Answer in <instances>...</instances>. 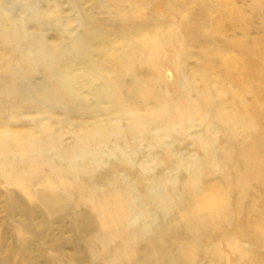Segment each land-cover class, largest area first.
<instances>
[{
    "label": "rangeland",
    "instance_id": "374dc122",
    "mask_svg": "<svg viewBox=\"0 0 264 264\" xmlns=\"http://www.w3.org/2000/svg\"><path fill=\"white\" fill-rule=\"evenodd\" d=\"M6 1L0 146L25 137L41 147L23 168L7 165L11 150L0 157V264H174L180 247L188 264H264V0ZM21 27L50 57L16 70L8 39ZM140 47L148 51L127 65V89L101 94L119 57ZM136 78L145 97L130 89ZM44 86L60 98L30 99ZM167 107L178 116L171 126L131 136L133 121ZM98 133L104 141L76 162L77 184L58 185L73 166L64 152ZM28 166L37 177L23 181L16 174ZM115 189L128 218L107 229L94 202L112 208Z\"/></svg>",
    "mask_w": 264,
    "mask_h": 264
},
{
    "label": "bare ground",
    "instance_id": "6f19581e",
    "mask_svg": "<svg viewBox=\"0 0 264 264\" xmlns=\"http://www.w3.org/2000/svg\"><path fill=\"white\" fill-rule=\"evenodd\" d=\"M38 4V3H37ZM7 6V1L6 0H0V7L2 9H4V7ZM29 7H25L23 10L26 9H31L34 11L38 10V7L35 6H31L28 5ZM3 11V10H2ZM1 11V12H2ZM6 15V14H5ZM18 17V16H17ZM84 24V23H83ZM84 28V27H83ZM2 34V33H1ZM3 35H5V32H3ZM15 37L11 38L9 37V41H12L13 44V49H14V53L17 54L18 53V61H19V65L15 66L16 70L17 69H21V67L19 66H23L22 63H28V61L30 60H34L37 56L38 59L40 61H42L43 59H48L46 58V56L50 57L49 52L44 49V46L42 45L43 42L40 38H34L33 40L29 41L28 40V34L27 32H24L23 27H21L20 30H18L16 32V34L14 35ZM24 38V39H23ZM27 38V40H25ZM7 40V41H8ZM43 46V47H41ZM70 47V45L68 44V48ZM31 48H35V50L37 51L36 54L33 53V51L31 50ZM143 47H140L137 49V52L133 51L131 53V51L124 53L121 57H119L118 59V66H119V76L114 78L111 80V82H109V84L105 83L103 84V86L100 88V93L103 95H111L112 97L118 96L120 93V90L122 91L121 88H124V86L126 85V89L128 87V83L125 82L127 76L126 75V70L129 68L127 67V65H131L136 61H140L142 62L140 59L142 58V55L144 56L145 52L148 51L146 50V48L142 49ZM139 52V53H138ZM153 53V52H152ZM135 58V60H134ZM145 61V58H144ZM48 63V62H47ZM28 68V67H26ZM13 69V68H11ZM20 71V70H19ZM30 71L28 70V72L26 73V71H22L21 74L18 75V80L17 81H22L24 79H28L29 78V74ZM57 74V73H56ZM133 76V75H132ZM135 77V76H134ZM14 80V79H13ZM96 84H93L91 86H95ZM13 87V86H11ZM135 96L138 95L139 97H142L143 95L146 96V92L144 89L145 88V84L142 83L141 80L136 78V82L134 84V88L132 89V87L130 88ZM9 91L13 92L15 90L9 88ZM48 88L44 87H40L38 88L36 95L37 98H35L34 96L30 99H33L34 102H36L37 104L40 103L39 101H44L46 103H54L55 102V98H60L59 95L56 93V90H51L55 95L48 97L47 93H48ZM27 94L28 92L25 91ZM8 96H14L15 95H8ZM55 96V98H54ZM143 96V97H145ZM19 96L17 95V98ZM27 97V96H26ZM116 98V97H115ZM166 103V102H165ZM35 104V103H34ZM172 104V103H171ZM40 105V104H38ZM77 104H75L73 101H71L69 99V102L67 104V108H75ZM170 108L171 107H167V108H163L161 111L157 112V115H155L152 118H138L136 121H133L130 124L129 130L131 131V136H135L138 138H142L144 137L147 133V131L155 126H171L174 122V119H176L178 116H172L170 114ZM182 113V116L184 115H192L194 113V111L192 110H185ZM217 120H220V116L216 117ZM211 122V120H210ZM231 124L233 125H237V120H232L229 121ZM227 130V129H226ZM233 130V127H230V131ZM168 132V131H167ZM95 140H97V142L100 141H104V135L102 133H98L97 135L93 136L90 135L88 138L83 139L82 141L78 142L77 144H75L74 146L68 148V150H66L64 152V156H67L69 160H66V162H71V164L73 165L72 167L70 165L69 166V170H66L67 176L65 175H60L58 177V182L57 184L60 186H64V187H68V186H75L78 182V173H80L81 169L83 168L82 164H78L76 163L78 159L82 158L85 156L86 152H87V146L90 145V143L92 142V144L95 142ZM115 143V142H114ZM113 143V144H114ZM46 143H42V145H45ZM41 147V144L39 143H29L28 138L22 137V139L20 137H16V138H8L7 140L4 139V141L2 142L1 146H0V157L4 158V154H7L8 151L11 150L10 153H12L13 158L10 159V161H7V165L11 166L12 168L13 165H15V163H20V167L23 168L26 165H28L30 163V161L32 162L33 160H36V157L34 156V153H37L38 149ZM42 157V155H41ZM55 156H47L46 157V161L49 164H54L55 161L53 160ZM33 166H28L27 169L25 170H21V172H18L16 174L17 175H23L22 173H24V176H22L23 181H30L33 178L37 177L36 173H34L35 170H32L33 168H31ZM36 167V166H35ZM80 169V170H79ZM19 171V170H18ZM119 192L117 191V189H115L114 193H111L109 195L108 200L110 202H112L113 207L106 209L104 208L102 203L99 202H94V206L95 209L98 212V219L99 221L102 222V224L104 225V227L108 226L107 229H110V226L112 224V227L114 225L117 226H122L124 224V222L127 220L128 218V214L126 211L123 210V205L124 204L121 199H119L118 194ZM100 201V200H99ZM209 212V207L205 210H201L199 211V217L200 219L197 222V228L199 230L200 227L203 228H207L209 223V220H207L210 216L214 215V212L212 213H208ZM219 220L221 222H224L222 217H219ZM110 225V226H109ZM106 235V234H105ZM108 235V233H107ZM108 237V236H107ZM106 237V238H107ZM180 247V246H179ZM172 251V249H170ZM173 251H175V249H173ZM176 253L179 255L178 257L173 256V260H174V264H188V252L185 250L184 247H180V249H178V251H176ZM169 255V254H167ZM191 256V255H190Z\"/></svg>",
    "mask_w": 264,
    "mask_h": 264
}]
</instances>
